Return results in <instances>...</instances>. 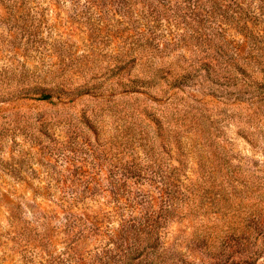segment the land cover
<instances>
[{
    "label": "rangeland",
    "instance_id": "1",
    "mask_svg": "<svg viewBox=\"0 0 264 264\" xmlns=\"http://www.w3.org/2000/svg\"><path fill=\"white\" fill-rule=\"evenodd\" d=\"M0 264H264V0H0Z\"/></svg>",
    "mask_w": 264,
    "mask_h": 264
},
{
    "label": "trees",
    "instance_id": "2",
    "mask_svg": "<svg viewBox=\"0 0 264 264\" xmlns=\"http://www.w3.org/2000/svg\"><path fill=\"white\" fill-rule=\"evenodd\" d=\"M39 99L41 100H48L49 99V95H46V94H41Z\"/></svg>",
    "mask_w": 264,
    "mask_h": 264
}]
</instances>
